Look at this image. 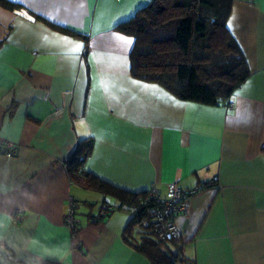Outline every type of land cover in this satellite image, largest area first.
Wrapping results in <instances>:
<instances>
[{
	"label": "crops",
	"instance_id": "crops-1",
	"mask_svg": "<svg viewBox=\"0 0 264 264\" xmlns=\"http://www.w3.org/2000/svg\"><path fill=\"white\" fill-rule=\"evenodd\" d=\"M9 1L18 6L0 4V142L15 149L0 152V264H151L125 238L131 214L119 198L65 170L88 137L84 167L121 189L164 197L171 184L215 181L174 217L193 264H264V0H231L227 27L249 69L232 107L132 75L135 38L118 25L150 0ZM70 202L75 231L64 223ZM103 202L114 208L88 222Z\"/></svg>",
	"mask_w": 264,
	"mask_h": 264
},
{
	"label": "trees",
	"instance_id": "trees-1",
	"mask_svg": "<svg viewBox=\"0 0 264 264\" xmlns=\"http://www.w3.org/2000/svg\"><path fill=\"white\" fill-rule=\"evenodd\" d=\"M0 4L8 9L18 6L9 0H0ZM230 8L231 0H150L118 25L135 38L130 54L132 75L157 82L183 100L225 104L249 74L245 57L227 27ZM92 145V138L81 139L65 161L70 179L82 187L119 198L116 209L131 214L125 238L151 264H193L192 259L183 255L182 244L175 243L179 238L161 239L152 228L151 214L156 204L147 196L149 189L143 192L121 189L98 179L84 167ZM214 182L205 181L198 188ZM100 205L107 206L106 213L95 218ZM100 205L94 214L88 213V222L99 223L114 208L107 202ZM133 233L139 235V240L129 239Z\"/></svg>",
	"mask_w": 264,
	"mask_h": 264
},
{
	"label": "built area",
	"instance_id": "built-area-1",
	"mask_svg": "<svg viewBox=\"0 0 264 264\" xmlns=\"http://www.w3.org/2000/svg\"><path fill=\"white\" fill-rule=\"evenodd\" d=\"M222 105L232 107V99H229ZM14 149L15 145L13 143L7 141L0 142V152H3L6 156H12L14 154ZM197 192H199L198 186L189 190H183L176 184H171L169 186L167 194L164 197L154 186L148 190V198L153 200L156 204L151 214L152 228L158 233L161 239L172 240L180 237V232L174 222V217L179 213L184 214L187 212V200ZM106 207V205H100L94 217L98 218L99 215H104L106 213ZM23 217L24 214L20 209L15 210L12 214V219L15 222H20ZM77 221L74 215V204L70 202L65 214L64 223L72 229L77 224Z\"/></svg>",
	"mask_w": 264,
	"mask_h": 264
}]
</instances>
